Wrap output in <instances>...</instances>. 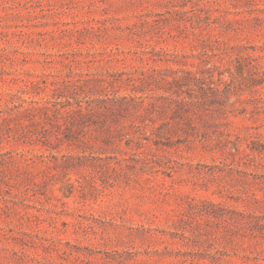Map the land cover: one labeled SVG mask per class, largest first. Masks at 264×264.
<instances>
[{
	"label": "rangeland",
	"instance_id": "rangeland-1",
	"mask_svg": "<svg viewBox=\"0 0 264 264\" xmlns=\"http://www.w3.org/2000/svg\"><path fill=\"white\" fill-rule=\"evenodd\" d=\"M0 264H264V0H0Z\"/></svg>",
	"mask_w": 264,
	"mask_h": 264
}]
</instances>
